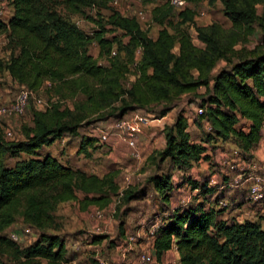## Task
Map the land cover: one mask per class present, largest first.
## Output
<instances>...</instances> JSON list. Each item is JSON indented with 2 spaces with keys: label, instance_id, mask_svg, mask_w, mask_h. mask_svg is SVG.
<instances>
[{
  "label": "trees",
  "instance_id": "obj_1",
  "mask_svg": "<svg viewBox=\"0 0 264 264\" xmlns=\"http://www.w3.org/2000/svg\"><path fill=\"white\" fill-rule=\"evenodd\" d=\"M61 1L70 12L94 22V32L88 34L63 17L54 0H11L12 13L6 20L0 17V34L7 32L11 50L6 59L0 57V71L32 91L48 82L47 90L57 97L43 109L31 110V125H23L22 139L5 140L0 126V252L40 264L42 260L62 264L72 259L65 239L44 231L54 224L57 204L79 201L82 207H103L119 195L116 172L99 176L63 165L48 153L35 156L43 146L76 135L87 118L109 116L116 121L127 119L134 111L153 112L160 118L171 111L177 98L203 87L200 106L204 111L199 118L210 127L205 138L200 142L191 139L187 117L179 111L173 123L163 128L164 146L147 158L167 161L182 173L209 159L203 142L228 141L249 154L261 141L264 123V0H221L228 27L216 21L197 25L196 12L190 7L154 6L151 20L160 26L155 38L141 28L135 16L110 8L112 0ZM154 1L140 0L142 4ZM92 7L111 11L106 17L99 12L93 17L85 12ZM107 25L120 30L126 40L105 36ZM191 26L200 47L193 42ZM257 33L260 43L237 57L235 45ZM92 41L99 45L106 64L89 53ZM234 53L236 59L231 61ZM220 59L228 64L213 73ZM131 70L136 79L124 86ZM97 141L82 135L80 149ZM16 154L28 157L8 167L7 157ZM146 182L164 205L170 202L174 188L170 171L154 172ZM185 183L198 191L195 201L171 209L158 223L151 237L155 259L160 261L174 249L177 264H264V211L255 219H220L224 208L206 206V196L217 193V186L190 177H185ZM77 192L83 199H78ZM146 194V188L130 187L120 197L128 202ZM17 213L23 222L41 231L38 240L24 248L3 235ZM119 232L125 234L124 222H120ZM91 239L100 243L106 236L94 234ZM0 264H5L1 258Z\"/></svg>",
  "mask_w": 264,
  "mask_h": 264
},
{
  "label": "rangeland",
  "instance_id": "obj_2",
  "mask_svg": "<svg viewBox=\"0 0 264 264\" xmlns=\"http://www.w3.org/2000/svg\"><path fill=\"white\" fill-rule=\"evenodd\" d=\"M55 8L60 14L69 21L75 23L79 28L92 34L95 29V24L90 19L82 14L72 13L63 4L61 0H54ZM168 4L167 0H155L147 4H142L140 0H112L109 3L110 8L118 10L122 15L135 16L143 30H146L148 35L155 38L160 28L154 20H151V10L154 6ZM11 0H0V17L7 19L12 13ZM195 12V23L199 26L207 25L210 22L216 21L224 27L230 26L229 20L222 11L221 0H188L187 5ZM183 8V9H184ZM260 11L261 5H258ZM178 10V9H176ZM181 10V9H180ZM108 7L101 8H86V14L95 17L96 12L102 16H108ZM176 20H174L175 22ZM171 30V28L169 27ZM190 35L193 37V42L200 47V43L194 32L193 27L189 28ZM7 32L0 34V57L6 59L10 54V47L7 39ZM107 37L117 36L123 41L126 37L122 36L120 30H112L110 25H107L105 33ZM116 37V38H117ZM260 35L248 36L244 42H239L235 45L234 50L237 52V57L241 51L251 50L260 43ZM115 53L116 46L113 45ZM89 53L98 60L100 64H106L104 54L99 55V45L92 41L89 44ZM174 51H177L175 46ZM140 50L136 51V58H139ZM231 61L236 59V53L230 57ZM228 62L220 59L213 68V73H216L220 68L227 65ZM136 79L133 70L127 75V80L124 86H128L130 82ZM47 84L37 91H32L28 106L22 114L17 115H0V126L5 140H17L23 138V125H31V110L43 109L47 103L54 101L57 97L47 90ZM24 86L14 82L7 72L0 71V104L7 105ZM204 88H198L194 93H186L174 101V107L169 111L165 119L161 121H152L146 125L137 139L135 148H130L125 140L120 139L119 136L109 135L104 142L99 141V136L102 130L110 128L115 118L113 117H99L92 116L83 121L79 131L76 135H66L62 139L53 142L51 145L43 146L37 155L43 156L48 153L57 158L63 165L69 166L73 169H82L88 173L103 175L108 172H116V181L119 186V195L113 196L111 201L101 207L98 205H89L82 207L79 201L63 202L57 204L55 214L56 219L54 224L49 228H45L47 233L60 234L65 239V245L68 254L72 260L67 264H177L178 253L169 251L164 254L162 259L158 261L151 248L150 230L154 224L160 223L165 218L169 211L176 207H185L194 203V198L197 194L196 189H191L190 185L185 183V177L201 183L209 181V184L224 186L223 191L215 193L213 196H206V206L213 207L215 210L221 209L219 200L225 199L226 206H224L222 214L218 218L227 221H243L242 219H255L257 213L262 212V206L248 205L255 211L252 213L234 211L235 203L232 193L238 191L244 194V188H234L229 185L234 183V178L237 175L236 170L228 168L227 159L232 149H236L235 145L230 147L228 141L217 139L215 141L206 143L203 142L207 148L209 159L200 160L194 163L192 168L182 173L167 162L160 163V161H149L148 156L164 146L163 128L166 125L173 123L176 114L183 111L188 120V131L191 139L195 142H200L205 138V134L209 132V125L205 119L199 118L198 106H200L201 94ZM78 100L82 97L78 96ZM71 104V101H66ZM161 106H158L159 109ZM204 109V108H203ZM130 119L134 117L154 119L158 118L156 113H145L142 111L130 112L128 115ZM93 136L97 138L96 145L87 146L86 149H80L81 136ZM28 156L25 154H16L7 157L5 163L8 167H13L15 162L24 160ZM257 162V160H256ZM158 164V165H157ZM172 174V182L174 185L171 192L170 202L164 205L160 196L157 195L146 182V177L154 172H168ZM226 186H225V185ZM133 187L136 190L146 188L147 194L145 197H138L131 199L128 202L121 200V195L127 188ZM233 189V190H231ZM235 191V192H236ZM232 192V193H231ZM237 193V192H236ZM78 199H83V195L77 192ZM216 196L219 197L218 200ZM208 204H210L208 206ZM100 211L102 217L96 218V212ZM246 214V215H243ZM240 217V220L237 218ZM124 222V232L122 236L119 232V224ZM41 231L29 226L20 214L15 215L14 222L5 228L3 235L10 238L13 234L17 236L14 242L24 248L34 243L39 238ZM103 234L106 236L100 244L91 243L92 235ZM132 237V239H128ZM12 240V239H11ZM142 255H151L153 262L142 263ZM0 258L5 264H40L39 262H29L27 259L13 258L9 254L0 252ZM42 264H46L42 260Z\"/></svg>",
  "mask_w": 264,
  "mask_h": 264
},
{
  "label": "built area",
  "instance_id": "obj_3",
  "mask_svg": "<svg viewBox=\"0 0 264 264\" xmlns=\"http://www.w3.org/2000/svg\"><path fill=\"white\" fill-rule=\"evenodd\" d=\"M188 0H167V3L174 7L175 9H183L187 5ZM46 84H49L46 82ZM32 95V90H29L25 87H22L16 96L7 104H0V115H17L22 114L26 107L28 106L30 97ZM204 109L202 106H198L199 114L203 113ZM154 120L146 118L134 117L132 119H120L116 120L111 124L110 130H102L99 136V141L104 142L108 139V136L113 134L119 136L120 139L125 140L127 145L130 148H135L137 145V139L139 133L142 132L143 128L150 122ZM210 129V127H209ZM141 131V132H140ZM260 146L264 151V123L261 128V141L259 142ZM227 165L229 169L236 170L237 175L234 178V182L239 184L240 182L247 183V191L245 198L254 203H263L264 202V163L263 165H253L252 157H249V154H243L238 149H232L229 153V157L227 159ZM243 177V178H242ZM226 200L220 199L219 206L223 208L226 206ZM96 218L100 219L102 214L100 211L96 212ZM158 224H154L150 230L151 237L154 234L155 229ZM98 234V232H96ZM13 241L17 239L16 235H12L10 237ZM128 239H132V237H128ZM142 263L153 262V257L151 255H142L141 256ZM62 264H67L66 262Z\"/></svg>",
  "mask_w": 264,
  "mask_h": 264
},
{
  "label": "crops",
  "instance_id": "obj_4",
  "mask_svg": "<svg viewBox=\"0 0 264 264\" xmlns=\"http://www.w3.org/2000/svg\"><path fill=\"white\" fill-rule=\"evenodd\" d=\"M167 116H163V117H160V118H154V120L155 121H161V120H163V119H165ZM154 120H152V121H154ZM152 121H150L147 125H149ZM144 129V128H143ZM228 145H230V147H233V144L231 143V142H229V143H227ZM207 152V151H206ZM250 156L252 157V162H253V165H259V166H261V165H263V163H264V151H263V148L260 146V143L257 145V146H255V147H253L251 150H250ZM252 154V155H251ZM256 160H257V162H256ZM85 171V170H84ZM86 172V171H85ZM88 173V172H87ZM243 178V177H242ZM210 185V184H209ZM225 185V184H224ZM229 185H232V186H234V188H244L245 189V191H244V194H240V193H238V191H234V193H232L231 195H232V197L234 198V203H235V209H234V211H236V213H239V216H241V212H243L244 211V213H252V214H254L255 213V211L256 210H254L253 208H248L247 206L248 205H252V204H257V205H259V204H261V206L263 207L262 209H263V211H264V202L263 203H254V202H251V201H249V200H247L246 198H245V196H246V191H247V183H246V181L245 182H240L239 184H236L235 182L232 184V183H230ZM211 186V185H210ZM212 186H214V185H212ZM217 186V185H216ZM226 186V185H225ZM224 188V186H219V188H218V186H217V192L219 193V190L220 191H223V190H221V189H223ZM231 190H233V189H231ZM213 196V195H212ZM68 202H71V201H68ZM210 204H208V206H209ZM211 206V205H210ZM243 213V215H246V214H244ZM245 219H247V218H245ZM237 220H240V217L239 218H237ZM243 220V219H242ZM92 238V237H91ZM91 243H92V239H91ZM101 243V242H100ZM100 243H92V244H95L94 245V247L96 246V245H98V244H100ZM169 251H174L175 253H176V250H174V249H171V250H169ZM169 251H167V252H169ZM176 255H177V253H176ZM70 260H68V261H66V263L67 262H69ZM71 261H74V260H72L71 259Z\"/></svg>",
  "mask_w": 264,
  "mask_h": 264
}]
</instances>
